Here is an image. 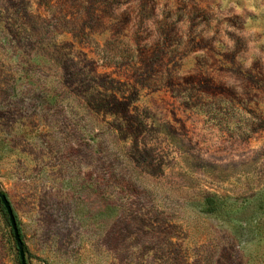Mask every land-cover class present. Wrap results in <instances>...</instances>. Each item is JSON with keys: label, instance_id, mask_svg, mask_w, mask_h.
I'll list each match as a JSON object with an SVG mask.
<instances>
[{"label": "rangeland", "instance_id": "1", "mask_svg": "<svg viewBox=\"0 0 264 264\" xmlns=\"http://www.w3.org/2000/svg\"><path fill=\"white\" fill-rule=\"evenodd\" d=\"M0 190L26 264H264L204 212L264 191V0H0Z\"/></svg>", "mask_w": 264, "mask_h": 264}, {"label": "trees", "instance_id": "2", "mask_svg": "<svg viewBox=\"0 0 264 264\" xmlns=\"http://www.w3.org/2000/svg\"><path fill=\"white\" fill-rule=\"evenodd\" d=\"M216 199L217 200H215L214 198L207 199L206 209L204 210V212L213 213L217 217L225 216L228 217L229 220L231 219L235 220L236 221L235 223H238V230L240 233L251 230L253 232L261 234L263 230V225L261 220L258 218V220H255V224H252V220L250 218H254L257 215L258 211L264 210V191L253 196L250 199L243 200L240 204H237V202L235 201L226 203L224 199L218 196L216 197ZM2 207L6 212L3 204ZM6 215L8 216L7 212ZM8 222H9V217H8ZM17 226L22 238V230L18 222V219H17ZM12 234H13V230H12ZM24 249L25 251H27V247L25 243H24Z\"/></svg>", "mask_w": 264, "mask_h": 264}, {"label": "water", "instance_id": "3", "mask_svg": "<svg viewBox=\"0 0 264 264\" xmlns=\"http://www.w3.org/2000/svg\"><path fill=\"white\" fill-rule=\"evenodd\" d=\"M0 201L3 204L8 217H9V222L11 224L12 230H13V234H14V238L17 244V249L19 252V257H20V262L21 264H26V255H25V249H24V242L21 238V235L19 233L18 230V226H17V220L13 211V208L11 206V203L8 199V197L6 196V194L0 190Z\"/></svg>", "mask_w": 264, "mask_h": 264}]
</instances>
